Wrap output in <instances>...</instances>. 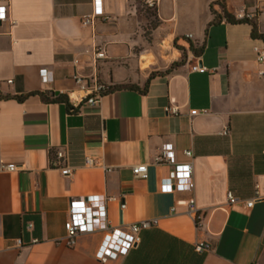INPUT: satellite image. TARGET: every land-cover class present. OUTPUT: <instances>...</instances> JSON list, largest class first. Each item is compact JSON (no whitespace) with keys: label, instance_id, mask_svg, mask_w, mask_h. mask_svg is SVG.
I'll list each match as a JSON object with an SVG mask.
<instances>
[{"label":"crops","instance_id":"crops-1","mask_svg":"<svg viewBox=\"0 0 264 264\" xmlns=\"http://www.w3.org/2000/svg\"><path fill=\"white\" fill-rule=\"evenodd\" d=\"M138 1L102 0L104 16L86 26L94 0H10L0 22V264H264L261 38L251 22L212 24L224 10L235 18L244 11L264 34V0H159L149 14ZM96 47L105 58L96 59ZM197 63L208 72L193 71ZM42 68L53 74L49 83ZM75 77L110 90L99 105L71 110L84 95ZM165 144L177 162L192 163V190L162 189L173 169L156 163ZM59 149L73 174L55 165ZM10 163L17 169L2 168ZM142 163L146 179L133 173ZM257 190L261 199L247 207ZM94 194L115 198L107 202L114 227L158 225L107 261L96 256L102 232L68 246L70 202ZM198 242L210 248L198 252Z\"/></svg>","mask_w":264,"mask_h":264},{"label":"built area","instance_id":"built-area-1","mask_svg":"<svg viewBox=\"0 0 264 264\" xmlns=\"http://www.w3.org/2000/svg\"><path fill=\"white\" fill-rule=\"evenodd\" d=\"M138 7L145 10L148 14L150 12L157 13L159 0H140L137 2ZM10 9V0H0V22L8 18V11ZM97 16H104L102 8V0H94V10L90 14H86L82 18V23L86 26L93 25ZM255 17L254 13L238 12L236 14L237 20L251 21ZM254 52L256 60L261 68L259 74L264 77V40L261 39L254 45ZM96 59L106 57V51L102 47L95 49ZM192 70L199 73H207L208 69L199 63L192 66ZM40 76L44 83H49L53 79V74L46 68L40 70ZM75 82L84 94L81 98H75L70 101L75 108L88 104L97 106L100 104L103 96L109 92L110 86L100 80L91 82L89 79L75 77ZM168 112L176 113L177 109L168 106ZM206 114L208 110H192L191 114ZM187 156H193L191 150H185ZM58 160L55 163L63 175H71L74 172V167L66 164L60 165L61 161L66 160V153L64 150L59 149L56 152ZM168 162L173 165V169L169 175L163 177L160 185L163 190H192L195 186L193 178V165L190 162L179 163L176 161L174 151L170 144H165L161 153L156 157V163ZM91 159H87V164H92ZM3 169L14 171L17 165L14 163L3 164ZM133 173L137 178L146 179L148 177V165L146 163L137 164L133 167ZM259 189V185H257ZM261 194L257 190L256 196L246 203L247 207H251L256 200L261 199ZM230 203H235L237 198L232 192H228ZM115 199L114 197H107L101 194H94L85 197L72 199L70 202V216L65 223L66 228V244L73 246L76 242L77 236L82 233L102 232L103 239L96 252L98 259L107 261L110 258H116L120 255H127L133 248H135L141 241V232L145 229L158 225V219H145L139 222L132 223L127 229L114 227L108 217L107 202ZM190 212L196 210V203L194 198L189 200ZM125 206V203L123 204ZM32 226V224H31ZM18 244H22V240H18ZM210 245L206 242H198L195 249L198 252H203L209 249Z\"/></svg>","mask_w":264,"mask_h":264},{"label":"trees","instance_id":"trees-1","mask_svg":"<svg viewBox=\"0 0 264 264\" xmlns=\"http://www.w3.org/2000/svg\"><path fill=\"white\" fill-rule=\"evenodd\" d=\"M225 18L228 22L231 23H242V22H251L254 25V31H253V35L256 38H261L264 40V34H260L258 32L257 29V25L254 21H248V20H237L234 16H232L231 14H229L226 10H224V14H215L214 20L212 21V24H218L222 21V19ZM196 53H198V51H196ZM39 95L42 97V99H44L45 101H62L64 100V97L62 95H55L54 93L51 95H48L44 92H40ZM16 99H18L19 101H23L24 100V96H20V97H15ZM69 108L71 110H75L73 106L69 105Z\"/></svg>","mask_w":264,"mask_h":264},{"label":"water","instance_id":"water-1","mask_svg":"<svg viewBox=\"0 0 264 264\" xmlns=\"http://www.w3.org/2000/svg\"><path fill=\"white\" fill-rule=\"evenodd\" d=\"M57 94H59V92H57Z\"/></svg>","mask_w":264,"mask_h":264}]
</instances>
